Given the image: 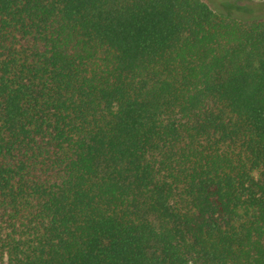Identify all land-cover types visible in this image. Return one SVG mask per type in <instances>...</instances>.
I'll use <instances>...</instances> for the list:
<instances>
[{
  "label": "trees",
  "instance_id": "16d2710c",
  "mask_svg": "<svg viewBox=\"0 0 264 264\" xmlns=\"http://www.w3.org/2000/svg\"><path fill=\"white\" fill-rule=\"evenodd\" d=\"M255 1L0 0V264H264Z\"/></svg>",
  "mask_w": 264,
  "mask_h": 264
},
{
  "label": "rangeland",
  "instance_id": "374dc122",
  "mask_svg": "<svg viewBox=\"0 0 264 264\" xmlns=\"http://www.w3.org/2000/svg\"><path fill=\"white\" fill-rule=\"evenodd\" d=\"M211 9L217 10L218 14L232 17L236 20H250L246 18L260 19L257 14H244L240 8H235L234 0H203ZM246 0H240L239 4L242 6ZM254 2H257L254 0ZM238 4V3H237ZM238 4V5H239ZM243 18V19H242Z\"/></svg>",
  "mask_w": 264,
  "mask_h": 264
}]
</instances>
